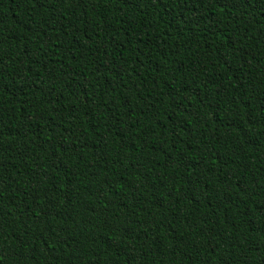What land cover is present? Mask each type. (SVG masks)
Listing matches in <instances>:
<instances>
[{"label":"trees","instance_id":"trees-1","mask_svg":"<svg viewBox=\"0 0 264 264\" xmlns=\"http://www.w3.org/2000/svg\"><path fill=\"white\" fill-rule=\"evenodd\" d=\"M0 264H264L262 0H0Z\"/></svg>","mask_w":264,"mask_h":264},{"label":"snow or ice","instance_id":"snow-or-ice-1","mask_svg":"<svg viewBox=\"0 0 264 264\" xmlns=\"http://www.w3.org/2000/svg\"><path fill=\"white\" fill-rule=\"evenodd\" d=\"M262 3H264V0H262Z\"/></svg>","mask_w":264,"mask_h":264}]
</instances>
